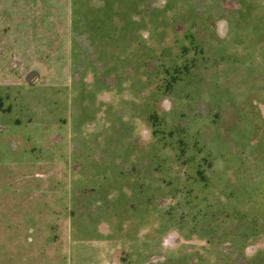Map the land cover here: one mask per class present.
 Listing matches in <instances>:
<instances>
[{
  "label": "rangeland",
  "instance_id": "obj_1",
  "mask_svg": "<svg viewBox=\"0 0 264 264\" xmlns=\"http://www.w3.org/2000/svg\"><path fill=\"white\" fill-rule=\"evenodd\" d=\"M145 4L72 54L0 0V264H264V0Z\"/></svg>",
  "mask_w": 264,
  "mask_h": 264
},
{
  "label": "crops",
  "instance_id": "obj_2",
  "mask_svg": "<svg viewBox=\"0 0 264 264\" xmlns=\"http://www.w3.org/2000/svg\"><path fill=\"white\" fill-rule=\"evenodd\" d=\"M14 2L17 6L27 7L26 9H21L22 19L17 20L21 22L22 35L31 38H35V36L49 37L50 32H52L53 37L55 30L50 29L49 24L55 22L57 17L54 7L68 6L67 15L65 14L63 19L60 20L68 22V32L71 37L69 52L72 54L88 52V49H85L86 47L80 44V37L84 39L109 37V32L114 28L113 24H111L113 21L132 23L133 26L135 23V27L139 28V30H148L149 36L152 37L156 36L153 31L160 27L155 14L157 9L155 8L151 14L150 8L145 4V0H14ZM38 6L43 7L41 8V13H38L39 18L35 17V13H37L35 7ZM158 6L159 10L164 11L162 5ZM164 8L166 12L167 7L165 5ZM146 14L148 25L141 23L142 18ZM37 20L41 23L40 28L44 32L42 35L37 34L35 29ZM131 26L129 24L128 28ZM91 256V261H95L92 254Z\"/></svg>",
  "mask_w": 264,
  "mask_h": 264
}]
</instances>
